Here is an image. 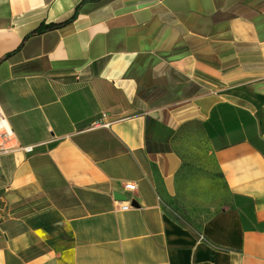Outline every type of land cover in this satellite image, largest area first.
<instances>
[{"label":"crops","instance_id":"0c3cea01","mask_svg":"<svg viewBox=\"0 0 264 264\" xmlns=\"http://www.w3.org/2000/svg\"><path fill=\"white\" fill-rule=\"evenodd\" d=\"M0 111V264H264V0H0Z\"/></svg>","mask_w":264,"mask_h":264},{"label":"built area","instance_id":"2783aa9c","mask_svg":"<svg viewBox=\"0 0 264 264\" xmlns=\"http://www.w3.org/2000/svg\"><path fill=\"white\" fill-rule=\"evenodd\" d=\"M34 150L33 147H22L7 120L5 115L0 111V156L11 155L17 152L32 153ZM136 185L134 183H128L125 185L127 191H135ZM129 199V198H128ZM131 201L121 203L119 210L120 211H129L132 210Z\"/></svg>","mask_w":264,"mask_h":264},{"label":"rangeland","instance_id":"374dc122","mask_svg":"<svg viewBox=\"0 0 264 264\" xmlns=\"http://www.w3.org/2000/svg\"><path fill=\"white\" fill-rule=\"evenodd\" d=\"M168 209H169V212L171 213L173 218H175L176 220H178L180 222H183V223L187 222L186 221V217H185V215L182 212H180L179 210L174 209V208H172L170 206L168 207Z\"/></svg>","mask_w":264,"mask_h":264},{"label":"trees","instance_id":"16d2710c","mask_svg":"<svg viewBox=\"0 0 264 264\" xmlns=\"http://www.w3.org/2000/svg\"><path fill=\"white\" fill-rule=\"evenodd\" d=\"M63 24L64 23L62 22V23H56V24L47 25V26L42 27L38 32L42 33V32L48 31V30H52V29H55L57 27H60Z\"/></svg>","mask_w":264,"mask_h":264},{"label":"water","instance_id":"95a60500","mask_svg":"<svg viewBox=\"0 0 264 264\" xmlns=\"http://www.w3.org/2000/svg\"><path fill=\"white\" fill-rule=\"evenodd\" d=\"M114 197H115V199H117V200H122V201H124V202H127V201H128V197H127V196H124V195H121V194H117V193H116V194L114 195ZM131 206H132V207H138L135 201H131Z\"/></svg>","mask_w":264,"mask_h":264}]
</instances>
